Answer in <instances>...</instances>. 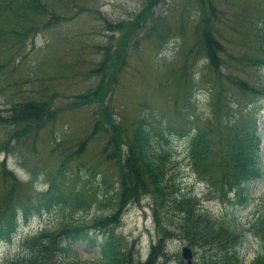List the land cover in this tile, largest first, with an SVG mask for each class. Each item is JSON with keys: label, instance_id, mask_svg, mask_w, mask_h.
<instances>
[{"label": "rangeland", "instance_id": "374dc122", "mask_svg": "<svg viewBox=\"0 0 264 264\" xmlns=\"http://www.w3.org/2000/svg\"><path fill=\"white\" fill-rule=\"evenodd\" d=\"M1 1L0 116L32 100L50 101L56 114L44 128L29 134L33 136L30 140L12 138L8 127L0 126V197L13 184L9 177L6 180L4 162L20 183L21 206L15 208H32L31 213H20L15 234L0 242V264L25 253L23 240L64 223L80 224L89 229L92 239H104L93 229L98 225L94 221L109 215L115 196L123 193L120 173L127 160L125 143L130 142L143 116L154 133L151 155L157 161L164 157L161 163L170 189L181 188L178 199H191L196 216L205 222L188 227L180 209L174 210L171 220L163 212L156 217L155 210L161 211V207L156 195L147 192L139 203H131L117 232L118 242L123 241L128 251V261L136 257L146 260L160 240L167 251L160 264H181L185 246L195 251L194 264H222V255L234 249L243 264H253L263 246L264 232L253 225L264 219V173L250 186L249 201L242 205L244 197H238L233 172L222 169L216 160L204 178L187 160L190 135L170 127L185 126L191 116H211L216 122L214 134L220 125L218 118L226 116L221 105L229 102V92L234 96L242 91L238 87L243 83L264 85V66L256 69L252 61L264 60V53L251 37L253 27L263 26L264 0H212L220 14L214 16L210 10L203 11L196 0H164L133 34L115 77L99 72L104 59L112 61L124 35L109 25L134 23L136 19H132L147 7L148 0H42L48 8L41 19L23 8L6 14ZM4 15L9 19L4 20ZM201 18L211 21L212 35L222 46L217 53L219 72L227 80L218 76L206 57L196 53L191 27ZM103 79L112 83L104 99H80ZM235 99L249 103L241 93ZM255 101L264 137V98ZM111 121L116 128L108 124ZM208 121H199V128L205 130ZM10 139L6 149L3 142ZM262 154L264 159V140ZM53 182L68 183L71 191L79 190L83 203L91 198L94 203L88 210L81 207L39 214L36 210L47 200ZM227 226L236 231L231 243L225 234ZM195 238L207 240L192 246L190 240ZM66 248V256L88 264H97L102 258L100 247L90 242Z\"/></svg>", "mask_w": 264, "mask_h": 264}, {"label": "trees", "instance_id": "16d2710c", "mask_svg": "<svg viewBox=\"0 0 264 264\" xmlns=\"http://www.w3.org/2000/svg\"><path fill=\"white\" fill-rule=\"evenodd\" d=\"M162 1L164 0H149L147 7L134 18L136 19L134 23H120L117 26L109 25L111 29L124 32V35H121L118 40V46L113 52L112 61L108 62L107 59L103 60V68L99 71L103 73V76H116L117 70L122 66L128 54L129 46L132 44L133 34L138 29H141V25L145 18L148 15H152L151 9ZM196 1L203 11L210 10L212 16L215 14L220 15L212 0ZM1 6L3 10H6V14L9 13L8 10H19L22 8L23 11L29 10L35 16V19H41L42 16L39 11L44 12L46 10L42 4V0H2ZM3 19L7 20L9 17L4 15ZM200 24L199 35L195 45L196 51L198 54H203L209 58L211 63L210 66L218 73L217 67L219 59L217 52L222 49V46L217 38L212 35L213 30H211V21H206L202 18ZM32 25L35 26L34 24ZM170 29L171 28L168 27L165 30L164 40L167 36L166 32ZM261 29L263 30L261 31ZM261 29H257L255 35L264 52V28ZM106 49L110 50V48ZM252 61L257 67L264 64L263 60L252 59ZM111 84L110 79L109 81L103 79L96 89L85 94L82 98L84 99V97H86L88 102L104 99ZM237 85L238 84H236V86ZM239 86L240 88L237 86L238 89L242 91L237 92L235 95L240 93L244 95V92H247V94L254 98L264 96L263 87L256 88L248 83H243ZM247 94L244 95L246 98L249 96ZM235 95L233 96V94L228 93L229 102L221 105L226 116L225 118L220 117V119H223L222 122L219 121L220 119L218 118L217 123L219 122L220 125L217 127L213 137L211 134L216 125L214 119H208L209 121L205 130H202L199 128V124L203 118L199 117L196 119L194 117L192 122L195 123L198 130L192 141L190 157L194 167H196L201 174L205 173L209 175L208 168L210 164L216 160L219 161V165L222 169L229 168L233 172L235 184L238 186L239 193L242 195L248 192V189L246 187L243 188L242 185L244 183L250 184L254 182L263 174L264 166L262 164L261 154V142L263 137L257 118L256 105L254 104L252 109L248 107L238 111L233 106L236 104L241 106V102H237ZM105 110L107 113V108ZM54 111L53 106L50 105V101H27L14 106L9 110L8 115L0 116V126H7L10 130L8 134H10L12 138L30 140L33 136H29V134L33 132L36 133L41 128H44V126L54 118L56 114ZM108 124L116 128V125L113 124L112 121ZM183 130L184 126L179 128V132ZM10 142L11 139L3 142L6 149H9ZM125 144L128 146L127 160L126 164L121 166L122 174L120 173L122 186L124 187L123 193L121 197L116 195L114 198L113 208H115V211L112 215L99 217L94 221L98 224L96 228H99L104 235L103 242L99 243L93 240L95 244L101 247L104 258L103 261L97 264H126L123 249L118 243L116 244L113 228L111 227L113 225L112 222H118L119 215L117 216V211L119 207H123L131 200H138L142 192L149 191L157 195L161 201V207L166 213H169L167 206L170 199L167 195L166 185L164 183L165 172L151 155L153 136L150 129L145 124V118H142L135 127L130 142ZM2 170L6 180H8L9 177L13 181V184L9 191H7L8 193L6 192L0 197V242L7 238H11V235L15 232L20 213L25 214V212L31 213L32 211V208L26 210L15 208L16 206H21V195L17 190L20 183L16 175L8 171L4 163L2 164ZM48 191V198L39 206V209H37L38 212H53V210L57 209H67L68 211L72 209L75 211L77 208L81 207L88 209L94 203L92 198L88 202L83 203L79 190L71 191L68 187V183L58 184L53 182ZM185 210L188 211V215L190 216L191 205L188 204ZM190 221L188 227L191 223L193 225V223L199 222L200 218L194 216ZM82 227L83 226L80 224L73 225L72 223H64L53 231L45 229L38 235L24 241L23 245L28 248L24 255H17L13 259L7 260L5 264H88L87 262L74 260L66 256L69 254L66 244L90 241L86 229ZM260 227L264 229V219L260 221ZM197 234V231H195L194 235ZM225 234L227 235L228 243H231V237L234 236L235 232L228 227V229H225ZM160 250L158 253L156 251L152 253V259L147 264H151L154 257L163 251ZM228 259V264L236 260L234 254L229 255ZM255 264H264V253L258 256Z\"/></svg>", "mask_w": 264, "mask_h": 264}, {"label": "water", "instance_id": "95a60500", "mask_svg": "<svg viewBox=\"0 0 264 264\" xmlns=\"http://www.w3.org/2000/svg\"><path fill=\"white\" fill-rule=\"evenodd\" d=\"M183 256H184L185 259H187L189 261V264H192L193 254H192V251L189 248H185L183 250Z\"/></svg>", "mask_w": 264, "mask_h": 264}]
</instances>
